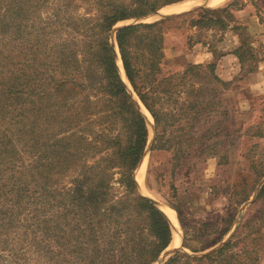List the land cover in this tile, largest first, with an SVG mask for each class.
<instances>
[{"label":"trees","instance_id":"1","mask_svg":"<svg viewBox=\"0 0 264 264\" xmlns=\"http://www.w3.org/2000/svg\"><path fill=\"white\" fill-rule=\"evenodd\" d=\"M78 1L69 0L57 9L47 24L49 32L44 29L43 38L30 40L20 69L24 72L10 67L0 52V110L21 103L24 96L28 103L24 118L29 121L27 114L36 112L28 133L41 141L37 174L47 207L43 208L45 225L37 227L43 232L41 240L35 236L26 240L39 251L38 264H154L170 246L173 231L167 215L138 191L135 170L143 160L149 128L122 79L113 36L132 90L153 116V147L173 150L178 158L210 152L217 156L227 150L220 140L211 142L212 128L199 131L201 122L208 123L212 114L230 111L224 94L233 82L217 72L219 57L226 52L217 55L214 42L222 41L228 32L236 34L238 46L232 53L246 74L256 72L258 63L264 62V41L238 20L234 10L241 5L236 6V0L157 21L128 23L117 31L120 22L184 0L86 1L90 11L83 16L74 13ZM23 15L19 10L12 13L11 28L21 30ZM175 21L180 22L174 28L189 23L195 29L189 47L208 46L215 54L211 63H188L179 71L166 69V34ZM67 30L70 34L65 36ZM38 48L44 57V77L35 84ZM95 122L98 131L91 129ZM252 130L264 138V122ZM219 133L235 137L224 127ZM4 149L8 150L6 144ZM257 160H252L248 170L262 179L264 153ZM69 171L75 177L61 184ZM33 203L38 206V201ZM14 211L12 206L0 207V226ZM235 235L206 255L177 252L164 264H231Z\"/></svg>","mask_w":264,"mask_h":264},{"label":"rangeland","instance_id":"2","mask_svg":"<svg viewBox=\"0 0 264 264\" xmlns=\"http://www.w3.org/2000/svg\"><path fill=\"white\" fill-rule=\"evenodd\" d=\"M86 1L95 0L78 1L74 6L76 15L83 16L90 11ZM187 1L197 6L190 11L211 7L201 6L206 4V0H184L178 3L183 5ZM233 1L227 0L218 6ZM236 1V6L241 5L234 10L238 20L248 28L256 27L254 33L260 41H264V0ZM67 2L69 0L0 1V52L6 57L10 67H15L16 70L24 68V50L28 43L31 39L34 42V39L36 41L43 38L42 30L47 29L49 32V28H46L49 20ZM166 6L159 10L163 11ZM16 10L24 13L22 18L25 20L21 21V30L16 26L11 28L12 13ZM153 13L124 22H152L157 18L152 16ZM179 22H172L166 34V69L179 71L188 63H211L215 59L214 52L202 43L189 47L190 36L196 34L195 29L189 28V23H185L183 28H174ZM69 32L67 30L64 35L67 36ZM48 36L51 37V34ZM237 41L236 34L228 32L222 41L216 44L214 42V47L219 48L217 55L226 52L219 57L217 72L224 80L233 82L224 94L230 111L222 116L212 114L208 123L202 121L199 125L200 132L212 128L211 142L220 140L223 148L227 150H222L223 154L217 156L210 152L201 157L188 154L178 158L173 150L153 147L156 136L153 122L152 128L148 126V144L142 160L144 163L140 168L143 183L139 181L137 184H140V194L155 199L177 213L181 242L172 255L182 252L192 257H201L216 250L221 242H227L236 233L231 247L236 254L234 253L231 264H264V195L259 196L264 184L256 194L264 177L260 179L256 173L248 170L252 160L258 159L259 162L264 153V138L255 136L252 130L254 125L264 122V62L258 63L256 72L243 74L236 56L232 53L238 46ZM39 51L38 48L36 66L39 80L35 84L41 83L44 77V57ZM208 52L212 55H208ZM25 95L27 97L26 93ZM24 101L23 96L21 103L8 104L7 110H0V207L12 206L15 210L0 226V264L40 263L39 251L29 239L35 236L41 240L43 232L37 227L45 225L43 210L47 207L42 203V181L37 174L41 141L37 142L28 133V127L36 112L27 114L29 121L25 119L24 107L28 103ZM97 124L98 122L92 123L91 129L100 130ZM39 125L36 129L37 135L41 132V124ZM221 127L235 137H224L225 133H219ZM5 144L8 150L4 149ZM32 145L37 148H32ZM29 148L32 151L29 152ZM83 160L85 161L84 158L80 160L81 164L84 163ZM79 169L80 167L76 174ZM76 174L69 171L60 183L69 184ZM52 196L50 194L49 198ZM243 200L245 201L242 202ZM34 201H38V206L34 205ZM51 214L50 211L49 216ZM26 237L29 239L26 240ZM157 263L158 261L154 264ZM192 264L208 262L194 261Z\"/></svg>","mask_w":264,"mask_h":264},{"label":"bare ground","instance_id":"3","mask_svg":"<svg viewBox=\"0 0 264 264\" xmlns=\"http://www.w3.org/2000/svg\"><path fill=\"white\" fill-rule=\"evenodd\" d=\"M208 2H206V4H208L209 6H217L219 4H222L224 2H226L227 0H207ZM188 2V1H187ZM195 7H197L196 5H194V3L192 2H188V3H184L182 5L179 3L176 4H172L169 6H166L163 11L161 10V13L163 12L164 15H168V14H176V13H181L190 9H194ZM159 17L155 18V20H157ZM154 20V21H155ZM123 23L126 22H120L119 25H122ZM118 65L120 67V73L122 76L123 81L125 82V84L127 85L128 89L131 91L134 100L136 101L138 107L140 108L141 112L144 114V116L147 119L148 122V126L149 128H152L154 119L153 116L151 115V113L149 112V110L144 106V104L140 101V99L138 98V96L134 93V91L132 90V87L130 85V83L128 82L123 69H122V64H121V59L118 58L117 60ZM144 162L142 161L139 165V167L136 169L135 171V178L136 181L140 183H143V173H142V169H140L142 167V164ZM140 169V170H138ZM138 171V172H137ZM138 186L140 187V184L138 183ZM155 200V199H154ZM158 206L160 207V209L167 215V217L170 220L171 226H172V231H173V240L171 242V245L169 248H176L177 246L180 245L181 239H180V225L178 222V218H177V213L174 209L167 207V206H163L161 203L157 202Z\"/></svg>","mask_w":264,"mask_h":264},{"label":"water","instance_id":"4","mask_svg":"<svg viewBox=\"0 0 264 264\" xmlns=\"http://www.w3.org/2000/svg\"><path fill=\"white\" fill-rule=\"evenodd\" d=\"M207 1V0H206ZM208 2V1H207ZM208 4H205V5H201V6H207ZM196 8V7H195ZM194 8V9H195ZM191 10V9H190ZM190 10H187V11H184V12H181V13H185V12H188V11H190ZM177 14H180V13H176V14H168V15H164L163 13H161V11L160 10H158V11H156V12H154L153 14H152V16H157V17H159L157 20H160V19H163V18H166V17H171V16H174V15H177ZM138 22H142V21H138ZM126 24H128V23H123L122 25H116V27H115V30L117 31L120 27H122V26H124V25H126ZM113 41H114V45H115V57H116V60H118V58H120L121 59V56H120V53H119V50H118V47H117V43H116V40H115V35L113 36ZM118 63V62H117ZM121 64H122V60H121ZM119 66V65H118ZM120 68V67H119ZM122 69H123V65H122ZM123 72H124V74H125V76H126V73H125V71H124V69H123ZM126 78H127V76H126ZM127 80H128V78H127ZM128 82H129V80H128ZM136 102V101H135ZM140 109V108H139ZM264 184V181L260 184V186L258 187V189H257V191H256V194L258 193V191L260 190V188H261V186ZM148 199H150L154 204H156L157 206H158V204H157V201L156 200H154L153 198H149V197H147ZM246 205V204H245ZM159 207V206H158ZM160 208V207H159ZM240 220V217L239 218H237V222ZM232 235V233L230 234V236ZM229 236V237H230ZM224 243H225V241H223V242H221L219 245H218V247L216 248V249H218V248H220L221 246H223L224 245ZM177 250V248H167L166 250H164L163 251V253L161 254V256H160V258H159V260H158V263L157 264H164V262H166L167 260H168V258L170 257V256H172V254H173V252L174 251H176ZM206 254V253H205Z\"/></svg>","mask_w":264,"mask_h":264},{"label":"crops","instance_id":"5","mask_svg":"<svg viewBox=\"0 0 264 264\" xmlns=\"http://www.w3.org/2000/svg\"><path fill=\"white\" fill-rule=\"evenodd\" d=\"M219 5H221V4H219ZM210 6H211V7H214V6H212V5H210ZM217 6H218V5H217ZM255 28H256V27H250V26H249V29H250V31H251L252 33H254V31L256 30ZM236 44L238 45V41H237ZM209 54L212 55L211 53L208 52V55H209ZM197 62H198V61H197ZM243 114H245V113H243Z\"/></svg>","mask_w":264,"mask_h":264}]
</instances>
